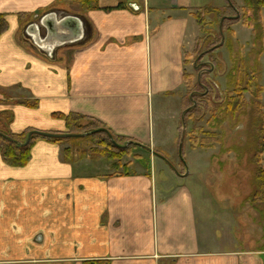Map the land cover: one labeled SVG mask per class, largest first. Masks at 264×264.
Segmentation results:
<instances>
[{"label": "crops", "instance_id": "crops-1", "mask_svg": "<svg viewBox=\"0 0 264 264\" xmlns=\"http://www.w3.org/2000/svg\"><path fill=\"white\" fill-rule=\"evenodd\" d=\"M233 1L243 6V0ZM226 5L0 0L7 21L0 35V111L12 114L9 131L57 133L65 123L56 114H77L151 151L174 146L185 56L199 36L193 13ZM41 11L40 17L55 12L58 20L79 17L82 38L55 47L48 57L18 31L19 14ZM261 20L263 63L264 8ZM231 29L242 52L252 43V30L240 21ZM67 147L69 142L38 139L20 167L0 156V264H264V248L252 247L246 236V249L233 247L239 223L232 225L230 212L220 218L208 212L205 188L196 179L207 159L202 171L157 172V156L123 159L115 169L113 161L74 152L65 160ZM215 221L221 224L218 237ZM218 240L229 248L220 249Z\"/></svg>", "mask_w": 264, "mask_h": 264}, {"label": "rangeland", "instance_id": "rangeland-1", "mask_svg": "<svg viewBox=\"0 0 264 264\" xmlns=\"http://www.w3.org/2000/svg\"><path fill=\"white\" fill-rule=\"evenodd\" d=\"M41 13L42 11L37 15L26 14L22 22L18 15V31L21 39H23L25 26L38 20ZM213 23L212 30L217 31V23ZM225 35L226 38L223 37V44L218 49L197 61V55L206 51L204 42L206 36L199 32L202 42L198 44L197 53L194 52L193 47V50L185 56L183 106L178 120L175 145L153 149L156 155L152 153L153 150L147 151L136 147L120 155L119 163L121 164V160L128 158L147 159L157 156L154 165L157 172L162 167L177 173L176 169L202 171L203 160L207 159L208 166L196 179L205 188L203 197L208 206V212L215 216L220 215L219 218L230 212L233 216L232 225L235 224L234 226L237 227L239 223L236 236L240 239H236V244H233L235 249H246L248 247L246 243L257 249H263L264 194L260 193L262 192L259 186L261 180L257 181L259 184L255 182L257 155L254 152L256 145L251 141L260 131H256L258 126L252 127L251 116L259 112L264 114V92L258 93L257 98H253L251 92L242 93L243 102L233 114L225 111L223 103L229 86L228 74L232 75V72L237 71V74H244L245 81H249L251 91L264 87V62L261 63L258 59L259 44L251 43L241 52L240 49H236L231 34L226 32ZM225 41L230 44V50L224 45ZM232 42L234 47L231 45ZM211 64L214 66L212 65L208 70L205 69ZM215 83L218 87L214 86ZM204 89L208 90L209 95L206 98H197L195 95L204 92ZM229 90L234 91L231 88ZM231 96H236V94L231 92ZM194 101L197 103L195 104ZM192 105H195V108L190 111L189 118H184V122H181L184 110L191 108ZM81 122L87 121L82 120ZM183 125L184 136L180 154L178 146ZM261 130L264 131V127ZM57 133H67L66 126L65 130ZM100 138V136H95L77 142H68L76 156L89 155L92 158L115 162L113 159L104 157L103 153L108 155L110 152H116L117 149H109L105 145L100 146L98 143ZM191 138L202 148L200 146L192 148ZM260 165L264 169V163L260 162ZM115 169L119 168L116 166ZM254 192L256 193L255 199L252 198ZM214 223L218 225V222ZM219 227L221 224L218 225L216 231L214 230L215 237L221 234L222 230ZM244 236L247 239L246 243H244ZM218 245L220 249L229 248L227 243L223 244L219 240Z\"/></svg>", "mask_w": 264, "mask_h": 264}, {"label": "trees", "instance_id": "trees-1", "mask_svg": "<svg viewBox=\"0 0 264 264\" xmlns=\"http://www.w3.org/2000/svg\"><path fill=\"white\" fill-rule=\"evenodd\" d=\"M83 3H87L88 0H80ZM264 8V0H243V6L238 7L233 0H227V5L225 6L224 9H220L217 7L213 6H205L200 9H197L193 13V17L195 18V21L198 25L199 32L202 34H205L206 40H204L205 45H206V51L203 52L202 54L197 55V61L203 58V56H206L208 54H211L212 51L215 49H218L219 46L218 44L223 37L226 35L225 33L231 34V39L233 36V32L231 29V26L237 22H241L243 25L249 27L252 30V36L253 44H259V51L257 52L258 59L259 55L261 53V42H262V31H263V26H262V20H261V11ZM237 14H239L238 18H229V17H234ZM24 16L26 14H19V19L20 22H22V19H24ZM224 17V20L222 22L221 26V31L219 30V24L220 20ZM217 23V31H213V25L214 23ZM7 29V21L5 19V16L3 14H0V35ZM224 33V34H223ZM221 38V39H220ZM199 42H202V39L198 36L195 40V45H194V52L197 51V47ZM219 42V43H218ZM235 42V41H233ZM232 42V43H233ZM226 47L231 49L230 44H228L225 41L224 44ZM232 47H234V43L231 44ZM235 47L237 50H239V47L235 43ZM197 53V52H196ZM213 63V62H212ZM214 66V64H211L209 68L205 69H210L211 66ZM204 67L206 65H203ZM237 72V71H236ZM232 72V75L228 74V91L226 93V98L225 102V111H227L230 114H233L237 108L239 107V104L243 102L242 98V93L244 92H251L253 98H257L258 93L260 94L261 92H264V87H258L255 91H251V87L249 84V81H245L244 74L242 73L237 74V73ZM206 73V72H204ZM214 86L218 87V85L215 83ZM211 87H213L211 85ZM233 89L234 91H230V88ZM231 92H234L236 96H231ZM209 95L208 90L204 89V92L202 93H197L195 96L197 98H206ZM18 103L29 106V107H35L36 106V101H30V100H20ZM196 104L197 102L194 101ZM195 108V105H192L191 108H187L184 110L182 114V119L181 122H184V118H189L190 111ZM188 114V115H187ZM57 117L63 119L65 121V126L67 129V133L70 134H86L84 136H75V137H68V138H48V137H42L38 134H33L30 138V141L27 145H20L19 143H23L26 140V136L29 132L35 131L34 129H27L21 134H13L12 132L9 131L8 125L12 119V114L9 111L2 110L0 111V156L2 160L10 165V166H15V167H20L24 166L30 159V151L33 143L38 140H47L51 142H56V143H67L68 141H75L77 142L78 140H83L89 137H98L100 136L101 138L98 140V143L101 145H105L106 148H111V149H117L116 152H110L108 155H105L103 153L104 157H107L108 159H113L115 162L113 163V166H119L120 165V159L119 156L122 154L128 153L131 149L136 148V147H141L147 151H149L148 147L141 145L140 143L130 139L126 138L123 136H118L112 133L106 126L103 124L95 121L88 119L86 117L77 115V114H69V115H63V114H56ZM252 119V127L258 126V130L260 131L256 133V137L253 139L252 135V142H254L255 149V155L256 157V164L257 167L255 169V182L261 180L258 184L260 186V189L262 194H264V169L261 167L260 162L264 163V114L262 112H259L257 114H253L251 116ZM82 120L87 121V122H81ZM37 131V130H36ZM108 133H110L114 139L113 143L109 136ZM255 135V134H254ZM10 138V139H8ZM192 141L190 143V146L192 148H197L201 147V145H198L196 141L191 138ZM256 139V140H255ZM260 140V141H259ZM180 141V140H179ZM106 143V144H105ZM128 144L126 147H122L125 144ZM202 148V147H201ZM154 152V151H153ZM63 158L65 160H71L72 158V150L70 147H67L63 150ZM107 154V153H106ZM82 155V154H81ZM80 155V156H81ZM256 183V184H257ZM253 199L256 198V193H253ZM87 264H94V263H87Z\"/></svg>", "mask_w": 264, "mask_h": 264}, {"label": "water", "instance_id": "water-1", "mask_svg": "<svg viewBox=\"0 0 264 264\" xmlns=\"http://www.w3.org/2000/svg\"><path fill=\"white\" fill-rule=\"evenodd\" d=\"M239 14L234 17L229 18H238ZM224 17L220 20L219 30L221 31L222 22ZM82 20L73 15H67L59 20L56 18L55 12H49L44 14L38 20L29 23L23 31L25 36H28L32 43L37 46L41 51L45 53L50 58H53V50L57 46H62L65 44H71L82 38L83 28ZM44 32V36L42 33ZM223 44V39L220 41L218 46ZM183 120V119H182ZM38 134L42 137L48 138H68L75 136H84L86 134H70V133H55V132H47V131H31L27 134L26 140L23 143H19L20 145H27L30 141V138L33 134ZM110 140L114 142V139L110 133H108ZM183 136H184V125L182 127V133L179 141V152L181 154L182 144H183ZM10 139V138H8ZM128 144L126 143L122 147H126ZM151 151L150 148H148ZM153 154L156 155L152 151Z\"/></svg>", "mask_w": 264, "mask_h": 264}]
</instances>
